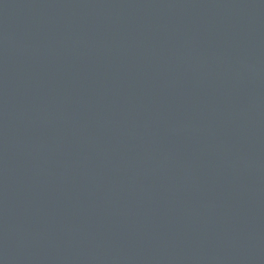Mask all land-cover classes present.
Segmentation results:
<instances>
[{"label": "water", "instance_id": "water-1", "mask_svg": "<svg viewBox=\"0 0 264 264\" xmlns=\"http://www.w3.org/2000/svg\"><path fill=\"white\" fill-rule=\"evenodd\" d=\"M0 264H264V0H0Z\"/></svg>", "mask_w": 264, "mask_h": 264}]
</instances>
